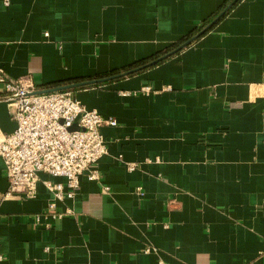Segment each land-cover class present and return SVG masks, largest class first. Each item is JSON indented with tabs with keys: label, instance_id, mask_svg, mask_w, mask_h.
<instances>
[{
	"label": "crops",
	"instance_id": "0c3cea01",
	"mask_svg": "<svg viewBox=\"0 0 264 264\" xmlns=\"http://www.w3.org/2000/svg\"><path fill=\"white\" fill-rule=\"evenodd\" d=\"M230 1L0 0V74L38 89L105 77L173 49ZM69 90L117 121L101 126L100 176L48 210L43 181L63 177L8 193L0 157V264H264V0H237L153 65ZM11 109L0 103L4 132Z\"/></svg>",
	"mask_w": 264,
	"mask_h": 264
},
{
	"label": "built area",
	"instance_id": "2783aa9c",
	"mask_svg": "<svg viewBox=\"0 0 264 264\" xmlns=\"http://www.w3.org/2000/svg\"><path fill=\"white\" fill-rule=\"evenodd\" d=\"M3 3L7 4L8 0ZM0 83L15 122L10 132L0 128V157L8 180L7 192L33 197L39 173L63 177V181L51 178L43 181L52 195L47 209L54 210L57 201L74 197L81 175L99 178L96 163L107 152L101 126L115 125L117 121L87 107L69 89L33 93L38 88L27 76L9 79L0 74ZM150 90L145 85L133 93ZM135 166L134 162L127 163L130 170ZM104 189L107 191L108 187ZM136 193L143 195V189L136 187ZM35 218L38 220L39 214Z\"/></svg>",
	"mask_w": 264,
	"mask_h": 264
},
{
	"label": "water",
	"instance_id": "95a60500",
	"mask_svg": "<svg viewBox=\"0 0 264 264\" xmlns=\"http://www.w3.org/2000/svg\"><path fill=\"white\" fill-rule=\"evenodd\" d=\"M237 0H231L221 11H219L202 29H200L198 32H196L194 35H191L188 39H186L185 41L181 42L180 44H178L176 47H174L173 49H170L166 52H164L163 54L154 57L153 59H150L149 61H146L142 64L133 66L131 68L125 69L123 71L114 73V74H110L108 76L105 77H101V78H97V79H88V80H83V81H77V82H72V83H65L62 85H56V86H52V87H46V88H39L33 91V93H42V92H49V91H54V90H63V89H69V88H74V87H78V86H82V85H86V84H91V83H96V82H100L103 80H107V79H112V78H117V77H121L130 73H133L135 71H138L142 68L148 67L150 65H153L155 63H157L158 61L166 58L167 56L175 53L176 51H178L180 48H182L183 46L187 45L188 43H190L193 39H195L197 36H199L200 34L204 33L207 29H209L229 8L231 5H233ZM6 97L5 96H0V103H4ZM0 121L1 124H3V120L0 117Z\"/></svg>",
	"mask_w": 264,
	"mask_h": 264
}]
</instances>
